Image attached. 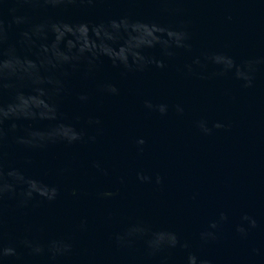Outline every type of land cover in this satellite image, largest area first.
I'll return each instance as SVG.
<instances>
[{"label": "water", "instance_id": "water-1", "mask_svg": "<svg viewBox=\"0 0 264 264\" xmlns=\"http://www.w3.org/2000/svg\"><path fill=\"white\" fill-rule=\"evenodd\" d=\"M0 264H264V0H0Z\"/></svg>", "mask_w": 264, "mask_h": 264}, {"label": "clouds", "instance_id": "clouds-1", "mask_svg": "<svg viewBox=\"0 0 264 264\" xmlns=\"http://www.w3.org/2000/svg\"><path fill=\"white\" fill-rule=\"evenodd\" d=\"M217 127H219V125H217ZM9 254H11V250H8Z\"/></svg>", "mask_w": 264, "mask_h": 264}]
</instances>
